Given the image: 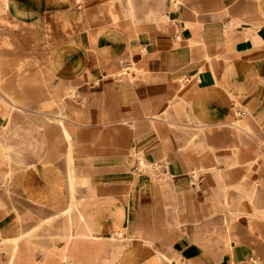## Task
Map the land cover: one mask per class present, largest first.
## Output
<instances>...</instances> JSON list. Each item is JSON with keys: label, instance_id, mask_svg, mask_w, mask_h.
Here are the masks:
<instances>
[{"label": "crops", "instance_id": "0c3cea01", "mask_svg": "<svg viewBox=\"0 0 264 264\" xmlns=\"http://www.w3.org/2000/svg\"><path fill=\"white\" fill-rule=\"evenodd\" d=\"M0 264H264V0H0Z\"/></svg>", "mask_w": 264, "mask_h": 264}, {"label": "rangeland", "instance_id": "374dc122", "mask_svg": "<svg viewBox=\"0 0 264 264\" xmlns=\"http://www.w3.org/2000/svg\"><path fill=\"white\" fill-rule=\"evenodd\" d=\"M21 71H23V69H21ZM66 213H69V212H66ZM66 213H64V214H66ZM49 229H50V228H49ZM58 230H59L58 228L55 229V228H53V227L50 229V231L52 232L51 234L59 233Z\"/></svg>", "mask_w": 264, "mask_h": 264}, {"label": "bare ground", "instance_id": "6f19581e", "mask_svg": "<svg viewBox=\"0 0 264 264\" xmlns=\"http://www.w3.org/2000/svg\"><path fill=\"white\" fill-rule=\"evenodd\" d=\"M67 235V234H66ZM68 236V235H67ZM71 237V236H70ZM89 238V237H88ZM27 261V260H26Z\"/></svg>", "mask_w": 264, "mask_h": 264}]
</instances>
